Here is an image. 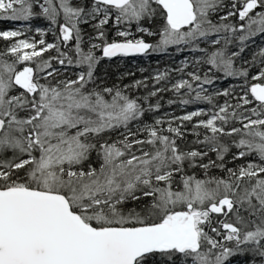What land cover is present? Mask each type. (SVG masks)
I'll return each instance as SVG.
<instances>
[{"label": "snow or ice", "instance_id": "obj_1", "mask_svg": "<svg viewBox=\"0 0 264 264\" xmlns=\"http://www.w3.org/2000/svg\"><path fill=\"white\" fill-rule=\"evenodd\" d=\"M223 7L0 0V18L25 22L0 30V264H264V0L213 17ZM170 46L189 55L151 90L98 74ZM225 77L241 85L215 89ZM169 90L168 105L207 106L160 114Z\"/></svg>", "mask_w": 264, "mask_h": 264}, {"label": "trees", "instance_id": "obj_2", "mask_svg": "<svg viewBox=\"0 0 264 264\" xmlns=\"http://www.w3.org/2000/svg\"><path fill=\"white\" fill-rule=\"evenodd\" d=\"M233 2V0H223L224 7L222 10H220L218 13H214L213 17L215 15H223L224 11H228V5H230ZM6 19L0 18V30L6 29L9 27V24L5 22ZM42 20V18H41ZM41 20H37L33 18V21L31 23L33 24V29L36 26H46V23H42ZM147 26V25H146ZM115 33V28H111L109 30V37L111 38ZM27 34H30L34 36L36 39H39V35L34 32H28ZM134 35H143L146 40H155L158 39V36H149L148 34L144 33H134ZM47 40H52V33L46 34L45 37ZM257 44H260V40L257 39ZM4 46L3 39H0V49H2ZM175 46H170L169 51L166 53H155L150 52L147 56L145 55H117L116 57L112 58H104L102 64L99 66L98 74H102V72L107 71L109 73V79L108 83H114L117 80H121L123 83H130L134 79H141L142 77H149L148 82V90H151L153 87L151 83V79L154 75L155 70L159 69L163 71L165 69V66L167 65L170 69L172 68H178L179 67V61L183 58V56L189 55L188 51H185L183 53H176L175 52ZM235 50V49H233ZM51 51V50H50ZM255 51V48L252 45H249L248 49H245V51L241 54L245 59H248L251 55V52ZM54 54V53H53ZM237 65H241V62L239 60L236 61ZM143 69V71H142ZM256 67H253L250 69V72L254 75L256 71ZM124 73H127V75H123ZM172 77L178 78L180 73L172 72ZM218 75H223L222 73H218ZM166 81H161L159 85H164ZM232 84L241 85V81L239 78H233V77H225L224 79H219L214 82L215 89H219L220 87H228ZM205 87H208L207 85ZM213 88H209V91L215 90ZM140 92H143L144 89H139ZM135 94V90L133 92ZM160 103L162 104V108L158 110L160 114L163 113H169L179 116L182 111L184 110H194L195 107H206V102H197L194 104H190L187 106V108H183L179 106L178 104L168 105L167 100L168 99H176L173 92L171 90L169 91H162L159 95ZM153 99H156L155 97ZM221 101L224 99L223 95L219 98ZM191 127V125H189ZM188 140H192V134L187 133ZM215 171V170H214ZM202 175V173H201ZM248 258L247 254H234L233 257H230L231 260H233L234 264L236 261H240L241 264Z\"/></svg>", "mask_w": 264, "mask_h": 264}, {"label": "rangeland", "instance_id": "obj_3", "mask_svg": "<svg viewBox=\"0 0 264 264\" xmlns=\"http://www.w3.org/2000/svg\"><path fill=\"white\" fill-rule=\"evenodd\" d=\"M24 21H13V23L10 24L11 27H20L22 24H24ZM25 36H32L30 34L24 33Z\"/></svg>", "mask_w": 264, "mask_h": 264}, {"label": "bare ground", "instance_id": "obj_4", "mask_svg": "<svg viewBox=\"0 0 264 264\" xmlns=\"http://www.w3.org/2000/svg\"><path fill=\"white\" fill-rule=\"evenodd\" d=\"M5 22L9 24V27H11L10 24L13 23V21L8 20V19H6ZM141 55H144V54H141Z\"/></svg>", "mask_w": 264, "mask_h": 264}, {"label": "water", "instance_id": "obj_5", "mask_svg": "<svg viewBox=\"0 0 264 264\" xmlns=\"http://www.w3.org/2000/svg\"><path fill=\"white\" fill-rule=\"evenodd\" d=\"M118 55H122V54H118ZM128 55H137V54L133 53V54H128Z\"/></svg>", "mask_w": 264, "mask_h": 264}]
</instances>
